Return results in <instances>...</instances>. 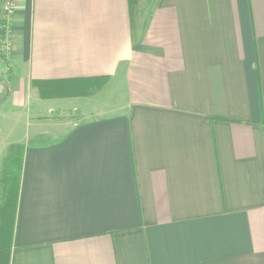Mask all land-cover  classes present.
I'll use <instances>...</instances> for the list:
<instances>
[{"label":"crops","instance_id":"crops-1","mask_svg":"<svg viewBox=\"0 0 264 264\" xmlns=\"http://www.w3.org/2000/svg\"><path fill=\"white\" fill-rule=\"evenodd\" d=\"M9 1L7 264H264V0ZM91 80L78 121L42 94Z\"/></svg>","mask_w":264,"mask_h":264},{"label":"rangeland","instance_id":"rangeland-1","mask_svg":"<svg viewBox=\"0 0 264 264\" xmlns=\"http://www.w3.org/2000/svg\"><path fill=\"white\" fill-rule=\"evenodd\" d=\"M150 0H141V7L147 5ZM153 1V0H152ZM151 3V2H150ZM149 5V4H148ZM44 88L42 89V94L49 99H54L58 102L61 100L66 101L65 108H61V114H64L66 117L72 119L73 121H78L80 119L85 118L89 112L103 110L106 106L104 98L102 97L101 90V81L100 80H91L85 82H57V83H46L44 84ZM59 104V103H58ZM1 108V105H0ZM5 111L1 112V116L3 119L0 122V135H2L5 130H7L8 120H5L4 117L7 115ZM26 112L19 111L17 113V121H16V131L20 132L25 129L26 126ZM6 133V132H5ZM1 137V136H0ZM20 153H18L17 159L12 157V161L6 165V168L3 170L1 183H4L3 186L6 185L8 194V207L10 202H12V210L13 206L16 203V189L19 182V177L21 173L20 168ZM10 232H6L5 227L0 230V249L2 253H0V262L4 264L5 257L4 255L7 252L6 245L9 241Z\"/></svg>","mask_w":264,"mask_h":264},{"label":"built area","instance_id":"built-area-1","mask_svg":"<svg viewBox=\"0 0 264 264\" xmlns=\"http://www.w3.org/2000/svg\"><path fill=\"white\" fill-rule=\"evenodd\" d=\"M13 8H14V4L11 0L3 4V13H4L3 25L5 26V28L10 22ZM4 50H6V52L9 50V43L7 42V40L3 41L2 39H0V58H2Z\"/></svg>","mask_w":264,"mask_h":264},{"label":"trees","instance_id":"trees-1","mask_svg":"<svg viewBox=\"0 0 264 264\" xmlns=\"http://www.w3.org/2000/svg\"><path fill=\"white\" fill-rule=\"evenodd\" d=\"M50 83V82H49ZM40 84V83H39ZM44 84H46V83H44ZM48 84V83H47ZM9 239H10V236H9ZM0 253H2V250L0 249ZM4 257H5V262H4V264H7V253L4 255ZM0 264H2L1 262H0Z\"/></svg>","mask_w":264,"mask_h":264}]
</instances>
